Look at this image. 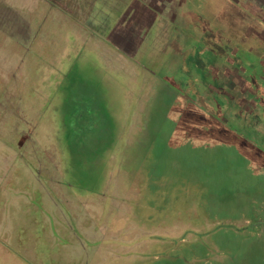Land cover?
I'll use <instances>...</instances> for the list:
<instances>
[{"label": "rangeland", "instance_id": "obj_1", "mask_svg": "<svg viewBox=\"0 0 264 264\" xmlns=\"http://www.w3.org/2000/svg\"><path fill=\"white\" fill-rule=\"evenodd\" d=\"M239 1L0 0V264H264V0Z\"/></svg>", "mask_w": 264, "mask_h": 264}, {"label": "trees", "instance_id": "obj_2", "mask_svg": "<svg viewBox=\"0 0 264 264\" xmlns=\"http://www.w3.org/2000/svg\"><path fill=\"white\" fill-rule=\"evenodd\" d=\"M217 3H218V7L219 8H220L221 5H224V6L227 5V6L233 7L234 9H237L238 14L240 15L242 21H245L244 18H243V16H242L243 15V13H242L243 7H242V5H240V1L239 0H218ZM101 98L102 97H100V99ZM83 104H84V107L82 108V112L80 111L79 117H82V118H85V119L88 118L89 121H92V119L95 118L96 120H99L98 123L100 124L101 123V119H102L101 117L104 115V107H103V104L101 102H98V103L95 102V105L96 106H93V108H92V105H89V103H86L85 102ZM95 107H97V110L95 109ZM94 125H95V122L93 124V127H94ZM91 129L92 128L90 126H88V128H87V130L85 132H89ZM91 131H94V129H92ZM117 132H119V131H117ZM113 139H115V138H113ZM113 141H115V140H113ZM106 142L107 141H103V140H99L98 141L97 140V143L94 144L95 149L93 150V152H94L93 155L91 157H89V158H86V159L88 160V159H91V158H93L95 156V153H96L95 150H96V148L98 149V152L97 153H99L100 149L106 145ZM109 146H110V150L109 151L112 152L111 151L112 148H113L112 143H110ZM110 152H109V155L111 154ZM96 155L99 156V154H96ZM97 163L100 164V161H97ZM105 166L108 168L107 165H105ZM95 168L97 170L98 181H99V186L97 187V191H98L102 187V184H103L104 179H105V172L107 171V169L106 168H103L101 166H99V168H97V167H95ZM138 170L139 169L135 170L134 171L135 174L131 175V177H133L134 180H136V179L138 180V181H135L136 183H139V182L142 181V175L139 174L141 171L139 172Z\"/></svg>", "mask_w": 264, "mask_h": 264}]
</instances>
